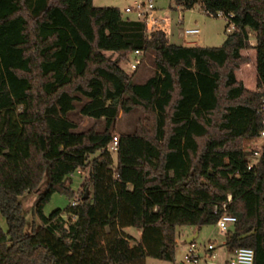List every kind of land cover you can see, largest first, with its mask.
Segmentation results:
<instances>
[{"label": "trees", "instance_id": "1", "mask_svg": "<svg viewBox=\"0 0 264 264\" xmlns=\"http://www.w3.org/2000/svg\"><path fill=\"white\" fill-rule=\"evenodd\" d=\"M174 2L223 12L234 29L219 46L178 45L92 0H0V264L172 261L176 227L215 224L227 194L236 221L224 248L229 256L252 248L254 264H264V0ZM249 48L255 90L236 77ZM135 50L154 53L142 83L119 66ZM76 103L80 115L103 118V129L76 131L67 117ZM133 109L143 120L114 135L119 111ZM257 140L250 161L248 142ZM76 170L87 173L80 201L44 215L51 193L76 194L64 183ZM32 191L38 225L26 234L18 197Z\"/></svg>", "mask_w": 264, "mask_h": 264}, {"label": "rangeland", "instance_id": "2", "mask_svg": "<svg viewBox=\"0 0 264 264\" xmlns=\"http://www.w3.org/2000/svg\"><path fill=\"white\" fill-rule=\"evenodd\" d=\"M135 0H92L94 6H107V7H117L122 11L125 16H133V11L126 12L125 9L129 6H133ZM155 7L165 12L172 19L171 35L169 39L172 43L182 45L191 42H197L202 46H219L222 44L225 35L227 33L226 20L223 15L217 17L208 16L200 7L197 5L193 9L181 10L174 0H153ZM181 17L180 22L178 17ZM190 27H197L199 33L196 35H188L185 37L180 36V30H184ZM249 41L255 43V34L248 30ZM111 55L114 59L115 54L106 53ZM243 54L248 58V62L242 64L236 71V77L238 80L242 81L244 86L249 90H255L256 88V68H255V51L253 48H249L243 51ZM154 53L152 50H148L141 56V62L138 67L134 70L131 68V63L134 61V54L132 52L128 53L126 58L119 61L120 68L128 75L131 76L132 81L135 83H142L147 78L153 75L155 71L153 62ZM84 102V101H82ZM81 103L75 104V109L70 112L67 117L74 121L77 125L76 131H84L91 127H95L98 131L102 130L104 127V120L93 119L87 116H82L78 113V108ZM144 113L140 109H133L129 113H124L119 111L118 117L114 124L113 134L117 135L119 132L131 133L133 132L137 122L142 121ZM259 145V140L256 142H248V149H256ZM113 160L115 161V153L112 152ZM250 161L254 158L250 154ZM87 177L86 172H73L64 178V183L75 195H78L80 190H82V184L85 183ZM37 198V193L32 191L30 193H24L18 197V202L20 204L21 215L24 220L23 231L28 234L33 228L38 225V221L33 215L32 208L33 204ZM65 195L53 192L50 194L47 201L42 206V212L44 215H48L52 210L58 208L63 209L69 202ZM64 219L67 216L63 214ZM0 227L3 231L6 230V223L2 216H0ZM198 229V235L195 237V242L197 244V251L201 252L202 246L208 242V240L213 241L216 245L215 252L216 258L209 262H223L225 260L219 259V255L223 252L224 248L222 242L224 241V234L220 233L215 224L203 225L200 228L190 225L177 226L176 227V248L174 251V258L172 261H164L151 257H147L145 264H185L184 257L187 252L188 242L187 237L193 236V233ZM126 233L131 235L137 241L140 238V229L136 227H126L124 229ZM198 264H203L199 262ZM212 264V263H209Z\"/></svg>", "mask_w": 264, "mask_h": 264}, {"label": "built area", "instance_id": "3", "mask_svg": "<svg viewBox=\"0 0 264 264\" xmlns=\"http://www.w3.org/2000/svg\"><path fill=\"white\" fill-rule=\"evenodd\" d=\"M126 12L133 11L138 17L144 20L146 25L147 33L153 30H161L165 34H168V25L169 19L166 17H159L156 15V7L154 5L153 0H136L133 2V6H129L125 9ZM223 15V18L226 20V15L223 12H218L217 16ZM231 16V15H230ZM221 17V16H220ZM234 29V25L230 24L227 28V31H231ZM198 28H186L180 32L181 36L185 37L187 35L198 34ZM134 61L131 63V68L136 69L141 62V56L143 54L140 50L133 51ZM264 132H261V136L263 137ZM262 145V140L259 141V145H257L254 150L252 156L254 160L260 154V147ZM117 146V137H113L111 143L108 145V150L114 152ZM79 173L80 171L77 170ZM80 201L78 195H74L70 198L68 204L70 206L76 205ZM231 201V195L227 194L226 201L222 203L221 207L223 209L220 216L217 218L215 225L220 233L224 234L229 227H231L236 218L234 215L227 212V203ZM217 210V206H214V211ZM216 258L215 252V244L214 242L208 241L206 244L202 246L201 252L197 251V244L195 240H192L188 244L187 252L184 257L185 264H198L199 262H203V264H254V250L249 247H239L235 249V251L223 262H209Z\"/></svg>", "mask_w": 264, "mask_h": 264}, {"label": "crops", "instance_id": "4", "mask_svg": "<svg viewBox=\"0 0 264 264\" xmlns=\"http://www.w3.org/2000/svg\"><path fill=\"white\" fill-rule=\"evenodd\" d=\"M136 1V0H135ZM155 5V4H154ZM181 10H187V9H184L182 6H180V5H177ZM193 9V8H192ZM201 10H203V9H201ZM204 11V10H203ZM205 12V11H204ZM206 13V12H205ZM207 14V13H206ZM156 15L157 16H159V17H166V18H168L169 19V25H168V34H166V36H167V38H168V41H169V43H172L171 41H170V39H169V35H171L172 33V31H171V27H172V19L165 13V12H162L160 9H158L157 7H156ZM133 17H136V18H138V19H141L140 17H138L135 13H133ZM181 17L179 16L178 17V20H179V22H180V19ZM190 28H197V27H190ZM180 32H181V30H180ZM194 35H196V34H194ZM180 36H181V34H180ZM188 36V35H187ZM181 37H183V36H181ZM172 44H175V43H172ZM250 44L253 46L255 43H251L250 42ZM182 45H199V46H202V45H200V44H198L197 42H191V43H188V44H182ZM254 51H255V49H253ZM244 51V50H243ZM243 51H242V54H243ZM133 53V52H132ZM244 55V54H243ZM255 61H256V53H255ZM237 74V73H236ZM75 173H77V170L75 171ZM125 229V228H124ZM141 234V233H140ZM198 235V229L193 233V236H190V237H187V239L186 240H188L189 238H191V237H194V239H195V237ZM193 239V240H194ZM208 241H210V240H208ZM188 242V241H187ZM211 242H213V241H211ZM223 243H224V241L222 242V246H223ZM188 244H189V242H188ZM215 244V243H214ZM215 247H216V245H215ZM188 248V247H187ZM223 248H224V246H223ZM229 257V254L227 253V251H226V249L224 248V250H223V252L219 255V259L221 260V259H223V260H226L227 258Z\"/></svg>", "mask_w": 264, "mask_h": 264}, {"label": "water", "instance_id": "5", "mask_svg": "<svg viewBox=\"0 0 264 264\" xmlns=\"http://www.w3.org/2000/svg\"><path fill=\"white\" fill-rule=\"evenodd\" d=\"M88 194H89V191H88V189L86 188V189H85V192H84V195H82V199L87 198V197H88ZM193 239H194V237H191V238H189L187 241L190 243Z\"/></svg>", "mask_w": 264, "mask_h": 264}]
</instances>
